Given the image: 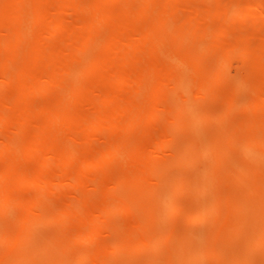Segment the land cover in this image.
Segmentation results:
<instances>
[{"label": "rangeland", "instance_id": "1", "mask_svg": "<svg viewBox=\"0 0 264 264\" xmlns=\"http://www.w3.org/2000/svg\"><path fill=\"white\" fill-rule=\"evenodd\" d=\"M57 1L66 4L60 11L55 9ZM92 1L41 0L47 18L42 25L57 18L63 22L62 28L40 36L46 55L59 48L67 60L65 53L72 48L70 32L77 36L85 32L83 24L88 11L84 7ZM147 3V0H106L101 8L105 22L93 30L94 44L76 54L74 70L57 81L45 77L44 65H27L26 72L40 87L28 96L27 102L34 107L54 104L65 89L74 97L78 95L70 112L75 116L94 117L95 110L105 107L102 92L107 88L102 76L110 75L111 67L120 69L115 50L106 45L109 34L117 36V46L126 58L125 65L121 66L124 72L138 73L144 61L168 65L173 56L186 59L189 79L181 85L167 83L168 95L164 102H156L154 116L147 122L144 134L136 130L128 135L102 127L97 132L89 131L86 138L76 128L63 135V143L80 162L89 156V150H105L122 138L147 144L161 132L168 134L164 148L157 153L149 151L143 160L155 174L161 175L160 180H149L146 191L141 193L157 207L155 222L148 229L156 239V246L139 245L132 252L106 251L105 264H178L181 255L185 256L183 245L186 243L202 252L199 264H264V233L261 230L251 233L252 226L257 225L245 211L239 212L238 218L244 217L249 223L243 222L241 231H234L226 241L217 237L232 193L245 196L251 189L256 190L260 194L257 206L259 201L264 206V177L261 176L264 174V0H154L151 13L141 15ZM163 9L168 16L167 23L154 24L156 15ZM117 18L124 19V23H117ZM150 29L153 33L149 40L141 42L140 32ZM14 30V19H1L0 44L4 45ZM157 40L160 41L155 43ZM27 46L29 41L21 43L19 51L10 58L7 66L10 72L24 66L21 51ZM153 48L156 54L152 53ZM106 53L110 64L96 65L86 71L87 64ZM8 54L0 46V55ZM1 69L0 111L9 121L0 122V172H10L9 153L4 143L38 134L43 116H35L19 132L13 122L22 106L10 104L16 86L5 79ZM150 86L146 81L137 91L131 84L110 90L119 98L141 102L147 98ZM231 97L233 104L228 102ZM79 126L88 129L87 122ZM44 137L47 139V134ZM251 138L259 145L246 153L244 148ZM130 153L128 148L124 149L121 157ZM179 155L183 161L177 162ZM25 156L23 166L27 170L40 162L42 170L54 178L47 189L23 185L14 190L18 198L41 199V207L31 214L33 222L26 246L35 258L29 264H76V251L92 252L98 247L106 248L123 235L135 238L147 233L141 207L134 202L129 205L121 192L114 189L116 181L140 171L142 164L129 163L110 170L83 168L85 182L78 186L61 177L54 154L33 151ZM240 173H245L243 180L234 182L233 176ZM106 198L119 211L106 219L96 218L100 229L95 240L74 241L73 235L80 228L75 215L85 210L97 217L96 207ZM66 205L73 215L65 221L55 218ZM166 205L168 210H164ZM206 205L211 207L207 215L192 216L191 213ZM19 210L16 206L0 211V257L7 247L2 237L14 228L13 219ZM249 236L250 242H247ZM249 247L251 250L247 252ZM83 264L99 263L88 259Z\"/></svg>", "mask_w": 264, "mask_h": 264}, {"label": "bare ground", "instance_id": "2", "mask_svg": "<svg viewBox=\"0 0 264 264\" xmlns=\"http://www.w3.org/2000/svg\"><path fill=\"white\" fill-rule=\"evenodd\" d=\"M105 1L93 0L84 7L88 11V18L83 24V30L85 32L80 34L81 36L74 35L72 31L70 32L72 48L69 50L70 52L65 53L66 60L63 58V52L59 48L48 51L46 55L40 36L43 35L42 33L52 34L59 28H62L63 22L60 18H57L54 21L51 20L42 25L45 14L41 0H1L0 21L3 18L15 20V30L10 34L9 40L4 45L0 44L1 47H5L10 52L8 55H0L2 75L5 79L14 82L16 86L15 95L9 102L12 105L20 104L22 106L21 110L15 116L13 125L20 132V129L35 116L42 115L43 119L40 123L38 134L21 136L18 142H13L10 139L4 143V149L9 153L7 168L10 172H0V211L16 206H19L20 210L13 219L15 224L14 228L11 231H7L2 237V241L6 243L7 247L6 251L0 257V264H29L35 258V254L26 244L30 234L31 223L33 222L31 214L33 210H38L41 207V199L36 196L26 200L18 198L14 194V190L17 186L23 185L47 189L53 184L54 178L51 174L42 170V164L40 162L32 170H27L23 166L25 155L33 151H40L44 155L54 154L59 163L61 177L78 186L83 185L85 182L83 168L99 167L102 170H110L116 166L129 163L143 165L140 171L131 173L127 177L116 181L114 183V189L121 192L129 205L134 202L141 207L146 222L147 233L135 238L130 235H123L106 248L98 247L97 250L95 249L92 252L83 250L76 251L74 257L76 264H83L88 259L95 260L99 264H105L107 262V258L105 257L106 251L132 252L139 245L156 246V239L148 232V229L155 222L157 207L154 203H150L147 196L142 197L141 193L146 191L145 188L149 180H160L161 175L155 174L150 166L143 163V160H146L149 151L157 153L164 148L168 134L161 132L147 144H143L134 139L122 138L118 142L110 143L105 150L96 151L98 155L95 154V151L92 152L89 150L91 152L89 156H86L80 162L77 160L75 154L68 149V146L63 143V135L69 129L76 128L79 134L86 138L89 131L97 132L102 127L128 135L136 130H140L144 134L147 122L154 116L156 102H164V98L168 95L167 91H165L167 83L181 85L189 79V76L186 74L187 72L190 73V71L186 70V68H189L187 60L176 59L177 57L173 56L168 65H159L153 60L148 62L144 61L138 73L132 74L124 72L121 66L125 65L126 58L122 54V50L117 46V36L109 34L106 39V45L111 46L115 50L120 69L111 67L110 75H107V77L102 76L106 80L105 87L108 89L102 92V103L105 107L95 110L94 117L80 114H76L75 116L73 112H70L78 95L74 97L73 94L65 92V89H62L60 92L61 95L59 94L60 98L54 104L34 107L27 102L28 96L40 90V87L36 79L32 78L26 72V66L44 65L46 67V72L44 71L45 77L51 81H57L61 76L72 72L75 68L73 66L74 56L85 52L94 44L95 35L93 30L101 27L105 22L101 14V8ZM147 1V7L142 10L141 15L151 13L150 6L153 5L152 2L154 0ZM65 5L63 1H57L55 9L60 11ZM45 21H47V18ZM167 21L168 16L166 15L165 9H163L156 15L154 24L156 22L159 25H163ZM118 22L122 24L124 23V19L117 18ZM120 24L118 25L122 27ZM151 33H153L151 29L147 31L142 30L140 32V41L145 43L149 40ZM26 41H29L30 46H27L21 51L24 66L10 72L7 69L8 62L11 61L10 58L14 57V54L19 51L21 43H26ZM159 41L157 40L155 43ZM155 52L156 50L153 48L152 53L156 54ZM108 56L109 53L96 57L97 59L87 64L86 67L88 68H85L86 71H89L90 68L92 69L96 65L105 66L110 64ZM146 81L151 84V88L147 92V98L141 102H137L131 98H119L110 90L113 87L131 84L137 91L143 88V84ZM203 90L202 92H206ZM82 97L86 98L84 94ZM233 101L234 98L232 97L228 99L229 103L233 104ZM1 121H9V117L0 111ZM85 122L88 123V129L81 128V125L79 126V124ZM44 134H47V139L44 137ZM258 145L259 142L251 138L247 141L244 149L247 153ZM127 148L131 152L130 155L121 157L123 150ZM176 159L177 162L183 161L181 155L177 156ZM244 176L245 173L235 174L233 181L241 183ZM255 176L260 178L256 173ZM261 176L264 177V174ZM96 183L100 186L99 182ZM230 196L227 200V213L223 225L217 234L218 239L220 241L228 240L230 236H233L234 231L242 230L243 222L246 225L249 223L248 219L244 217L238 218L239 212L243 211L247 213L251 220L253 219V224L257 225L252 226L251 233L253 234L260 230L264 233V206L260 201L257 206V200L260 194L256 190L251 189L248 195L243 196L239 192H234ZM167 206L164 207V210H166ZM119 209L115 208L106 198L96 207L97 217H94L90 211L85 212V210H79L75 218L80 224V228L75 231L73 240L84 242L95 240L100 229L96 218L106 219L118 212ZM210 209L211 207L206 205L205 207H199L197 211L191 214L195 218H200L207 215L211 211ZM71 215L73 214H71L69 206L66 205L62 211L56 214L55 218L65 221ZM249 226L251 227V224ZM251 236L248 237L247 242H250ZM63 245L65 247L68 246L65 242H63ZM183 248L185 256L181 255L178 264H199L201 262L203 254L200 252V249L197 250L187 243L183 245ZM249 250H251L250 247L247 249V252Z\"/></svg>", "mask_w": 264, "mask_h": 264}]
</instances>
